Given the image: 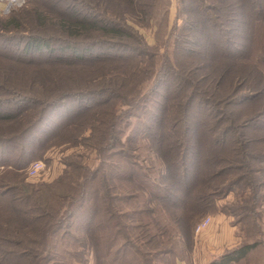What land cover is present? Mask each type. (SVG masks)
<instances>
[{"label": "trees", "instance_id": "16d2710c", "mask_svg": "<svg viewBox=\"0 0 264 264\" xmlns=\"http://www.w3.org/2000/svg\"><path fill=\"white\" fill-rule=\"evenodd\" d=\"M176 5L172 24L170 0H28L0 19V264H194L232 193L224 210L264 222V0ZM55 148L73 149L60 176H30Z\"/></svg>", "mask_w": 264, "mask_h": 264}, {"label": "rangeland", "instance_id": "374dc122", "mask_svg": "<svg viewBox=\"0 0 264 264\" xmlns=\"http://www.w3.org/2000/svg\"><path fill=\"white\" fill-rule=\"evenodd\" d=\"M170 1L171 8L169 22L172 24L177 15V0ZM27 2L28 0H24L22 7L19 6L17 0H14L12 3H8V12L2 11L4 6L8 5L7 3H4V6L0 11V19H6L11 16L14 11L18 12L21 8H26ZM156 31V26L154 25H152L149 29L140 28V32L142 33L144 39H146L148 44L151 46L157 41L155 36ZM8 65L9 63L0 61V70L10 68ZM72 150L73 149L65 152H63L60 148L48 150V152L44 154L43 158L31 163V169L38 163H42V166L34 175L29 172L30 176L37 177L40 175L47 181L56 179L60 176L62 170L64 169L61 159H64V156L71 154ZM45 158H49V160H46ZM86 160L92 167L97 165V159L94 153L88 154ZM234 200L235 195L232 193L228 197L216 201L214 203V208L211 209L207 216L197 226L195 230V247L191 254L194 264H208L212 259L222 255V253L226 250L235 248L241 245L244 241H262L264 244V222L262 224L257 222L256 224L253 217H244L245 213H243V211L233 215L230 214L228 210L226 211V208L224 210L223 207H227V205L232 203ZM90 264L93 263L91 262ZM178 264H186V262H178ZM242 264H264V246H259L258 250Z\"/></svg>", "mask_w": 264, "mask_h": 264}, {"label": "built area", "instance_id": "2783aa9c", "mask_svg": "<svg viewBox=\"0 0 264 264\" xmlns=\"http://www.w3.org/2000/svg\"><path fill=\"white\" fill-rule=\"evenodd\" d=\"M14 0H0V11L2 10V8H3V4L4 3H12ZM9 4L7 5V6H4V9L2 10V11H4V12H8L9 10ZM42 166V163H38L37 165H35L32 169H31V174H35L38 170H39V168ZM204 226V225H203ZM201 228V227H200Z\"/></svg>", "mask_w": 264, "mask_h": 264}, {"label": "clouds", "instance_id": "9594fccd", "mask_svg": "<svg viewBox=\"0 0 264 264\" xmlns=\"http://www.w3.org/2000/svg\"><path fill=\"white\" fill-rule=\"evenodd\" d=\"M17 3L19 4V6H23L24 0H17Z\"/></svg>", "mask_w": 264, "mask_h": 264}]
</instances>
